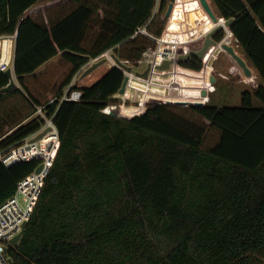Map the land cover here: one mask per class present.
I'll use <instances>...</instances> for the list:
<instances>
[{
    "label": "trees",
    "instance_id": "obj_1",
    "mask_svg": "<svg viewBox=\"0 0 264 264\" xmlns=\"http://www.w3.org/2000/svg\"><path fill=\"white\" fill-rule=\"evenodd\" d=\"M174 1L160 0L156 12L158 0H0V36L16 34L21 85L2 92L10 79L0 71V149L42 128L39 107L59 138L9 249L13 264H264V0H212L234 18L230 30L261 79L239 106L157 103L114 116L104 109L123 84L119 67L73 85L80 100L63 99L91 58L112 50L137 64L155 50ZM41 162L0 163V203Z\"/></svg>",
    "mask_w": 264,
    "mask_h": 264
},
{
    "label": "rangeland",
    "instance_id": "obj_2",
    "mask_svg": "<svg viewBox=\"0 0 264 264\" xmlns=\"http://www.w3.org/2000/svg\"><path fill=\"white\" fill-rule=\"evenodd\" d=\"M209 2L215 13L219 15L215 3L212 0H209ZM171 3H173V9L171 14L167 17L169 21V23L167 22L168 29L165 32L166 35L165 33L163 34V37L165 35L166 38H168L169 40L164 41V39H162L163 37L161 38L162 40L158 41L157 39L158 47L156 48L158 49L164 47L165 51H163V53L161 51H158L159 49L156 51L149 50L143 55L144 58L141 59L139 62H137V64L128 61L130 65L134 66L132 71H128L125 68L121 67L118 64V62L111 57L112 61L108 62L107 59V61L104 62L97 70H94L92 72V76L90 78L88 77V75L82 77L83 71L93 62L103 57L107 58V56H105L106 54L105 53L96 58H91L90 61L76 74V76L73 78L72 83L75 86H79V87L90 85L94 83L96 80H98L109 69L113 67H119L124 71L125 75L129 76V81H128L129 83L126 85L125 92L123 93L117 92L110 98V101L105 109L109 111V109L113 107L118 111V113L120 114L119 116L127 117V118L143 114L148 108H150L151 106L157 103H173V104H184V105L211 103V101L207 96H205L206 100L203 99L200 103H195L194 101H190V99H193L194 98L193 96L195 95L193 93V86H202L203 77L204 78L209 77L211 71V65L209 64H207L205 68L202 67L203 69L201 68V71L195 72L187 68L184 69L183 66L177 65L175 61L174 63H171V66H169V68L159 69L158 70L159 72H155L149 78H145L141 75H137V72L143 73L148 68V66L152 64L151 62H153V64H159L162 59H177L179 55L187 53L186 52L187 48H190V50L194 49L196 43L195 41L197 38L196 36L192 35L193 37L192 36L190 37L189 35L186 36L183 35V37H181L180 35H178V34H182L181 32L179 31H177L178 33L175 32L176 25L179 23L180 19L188 18L190 22H193V20L191 19L192 16L193 18L200 17L201 19L202 17H205L207 19L206 23L209 24L208 27L211 30L218 26H222L221 28H223L226 32L223 43L234 46L240 53L244 54L245 57L247 58L244 50L235 40L233 33L229 31L228 27H225L224 21L223 23H221L222 19H218V21H214L211 15L203 9L200 0H175L174 2ZM169 5L164 10L165 15L169 8ZM159 6H160V0H158L157 6L155 8L156 12L159 10ZM202 21L205 20L202 19ZM202 38L203 37H201L200 39ZM178 46L180 47L177 50L176 48ZM220 51H222V48L220 49L219 45H214L207 52L205 64L212 60L211 57L212 54L219 53ZM223 51L226 50L223 49ZM112 53L113 51H110V54ZM224 55H226V57H224L225 61L227 59H230L232 61V62L230 61V63H233V65H237V70H235L233 73L229 72V65H226L224 63H222V65H217L218 68L224 70L229 76V78L220 77L221 80L226 83V88L228 87L230 81H232L231 83L233 85V88L231 89V93H233L234 96H231L229 100H226L224 106H238L237 104L238 100H242L243 92L246 90H254V88H256L255 86L256 84L254 82L251 83L252 85L250 84L249 82L250 80L248 79H253V75L247 76L243 68L229 53H224ZM154 58H158L160 60L155 59L154 61ZM9 59L11 61L10 65H12L11 51L9 53ZM96 74L98 76H96ZM97 77L98 79H96ZM175 79H177V83H179L182 86H179L174 81ZM244 79H247L248 82H245ZM221 80L220 83H222ZM205 81L209 83L208 79H205ZM207 89L208 88H204L203 90H207ZM200 98H203V96H200ZM255 102L257 103L258 100L255 99ZM240 104L241 103H239V105ZM133 107L135 109H133ZM35 116L38 117V115L36 114ZM40 118L45 120V123L43 124L42 128L39 130L42 131L46 127L50 126L49 123L52 120V118L48 117L46 111L44 110L42 111ZM38 132L30 135L25 140H23L21 142L22 144L20 143V146L25 145V143L28 142L29 139H32V137H34ZM56 133L57 130L55 132L53 129L52 131L48 132L45 135V137L42 139V142H40L41 140L37 141L40 142L38 144L39 149H41L42 152L45 151L43 153L47 152V154L49 155V159H51V155L54 154L55 150H57L56 148L58 144H57ZM34 145L35 143L27 144V147H29L28 149H35L34 152H36V147ZM258 256L264 260V254H258Z\"/></svg>",
    "mask_w": 264,
    "mask_h": 264
},
{
    "label": "built area",
    "instance_id": "obj_3",
    "mask_svg": "<svg viewBox=\"0 0 264 264\" xmlns=\"http://www.w3.org/2000/svg\"><path fill=\"white\" fill-rule=\"evenodd\" d=\"M10 37H11V35L0 36V71H5L8 67H11V65H10L11 61L9 59V53L11 51V60H12V46H11V43L9 42ZM162 37H163V35H162ZM161 38H159L158 41ZM223 40L224 39L219 40L220 42L217 44V45H219L220 49L222 48V50H223V47H222ZM180 41H181V39H180ZM179 47L180 46H178L176 49L178 50ZM156 50H157V48L153 51H156ZM188 50L189 49L187 48L186 52H188ZM110 51H112V50H107L103 54L106 53L105 54V56H106L108 53L110 54ZM206 56H207V54L202 59L204 61V63L206 62ZM155 59L160 60L158 58H154V61H155ZM163 60H165V59H162L160 61V63ZM174 60L176 61L177 65H180V63L177 59H174ZM175 61H173L171 63H174ZM151 63H152L151 70L149 71V76L147 78L152 76L155 72H159L157 65H159L160 63L159 64H153V62H151ZM180 66H182V65H180ZM205 66L206 65H204L203 68H205ZM200 71H201V69H200ZM212 71H213V68H212ZM174 81L177 83V79H175ZM210 82H211V80L209 81V83ZM177 84L179 86H182L179 83H177ZM72 86L73 85L70 84L67 87L65 94L63 96V99L64 100L78 101L82 97V90L80 88H77V87L72 88ZM193 93L195 95L194 96L191 95V96H193L194 98L190 99V101H194L195 103H199L204 99V98H200V96H202V91H196ZM176 100H179V99H176ZM187 101H189V100H187ZM176 102H179V101H176ZM42 111H43V108L39 107L36 115L41 116ZM104 111L107 112V109H104ZM49 125H50V127H52V129L50 131H52L54 129V131L56 132L57 127H56L55 123L53 122V119L50 121ZM56 137H57V140L59 141L58 130L56 133ZM40 142H42V140ZM40 142H37V141L32 142L29 139L28 142L25 143V145L20 146V144H15V145H12V146L7 147V148L0 149V163L5 165L6 167H11L14 164H16L17 162L29 161V160H32L35 158H41L42 159L41 163H43V165H44L43 168L39 172H37L35 169L32 173H30L29 175L22 178L17 183V188H16L15 192L10 197H8L6 200H4L2 203H0V264H11L12 259H11V256L9 254V249H10V247L16 246L12 243V239H13V237H15L18 233H20L23 230V224L25 222L29 221V219L32 215L33 209L35 207V204L37 202V199H38V197L41 193V190L43 188L45 178H46V176L50 170V167L53 163V159H54L55 154H56V152H54V154L51 155V159H49V155L47 154V152L43 153L45 151L42 152L41 149H39L38 144ZM32 143H35L34 146L36 147V152H34L35 149H28L29 147H27V144H32ZM57 148H58V146H57ZM12 264H13V262H12ZM32 264H37V263H32Z\"/></svg>",
    "mask_w": 264,
    "mask_h": 264
},
{
    "label": "water",
    "instance_id": "obj_4",
    "mask_svg": "<svg viewBox=\"0 0 264 264\" xmlns=\"http://www.w3.org/2000/svg\"><path fill=\"white\" fill-rule=\"evenodd\" d=\"M203 9L208 12L212 19L214 21H218V19H222L225 23V27H228L229 31L230 30V25L233 23L234 18H229V19H225L224 17L218 15L217 13H215V11L213 10L209 0H200ZM173 9V3H170L169 8L166 12V16L168 17ZM219 17V18H218ZM222 26H218L214 29H210L208 31V33H206L205 38L203 40H200L198 38H196V44L193 50H189L187 53L181 54L178 56L177 60L179 61V63H181V61H185L187 60L189 57H191L192 55L203 59L205 57V55L207 54L208 50L214 46L217 45L220 41H217L213 38V35L215 34V32H217ZM232 33V32H231ZM226 34V32H225ZM225 38V35L222 39ZM191 39V38H190ZM191 43V42H190ZM193 43V42H192ZM191 45V44H190ZM194 45V44H193ZM223 49H225L237 62L238 64L243 68L245 74L247 76H251L252 75V70H251V63L245 60V58H243L240 54L237 53V51L235 50V47L232 45H227L226 43L222 44ZM112 56L116 59V61L118 62L119 65H123V68H125L128 71H132L133 67L132 65H130V63L126 60H122L119 57H117L114 53H112ZM144 58V56L142 57V59ZM106 61V57H103L95 62H93L90 66H88L82 73V77H85L87 75H89L90 73H92L95 69H97L99 66H101L104 62ZM175 61L174 59H165L163 60L159 65H157L158 69H167L169 68V66L171 65V62ZM128 62V63H127ZM151 65L150 64L148 66V68L143 72V73H139L137 72V75H141L145 78H147L149 76V71L151 70ZM181 65V64H180ZM204 67V66H203ZM5 74L8 76V78L10 79L9 83L4 86L1 91L2 92H11L13 91L16 87H20L21 85L18 81L17 75L15 74V69H14V65L11 67H8L5 70ZM129 81V76L125 75L124 77V81L123 84L121 86V88L119 89V93H123L125 92L126 89V85L128 84ZM107 113L114 115V116H119L120 114L118 113V111L115 108H111L109 109V111H107ZM52 129V127H46L45 129H43L42 131H39L34 137H32V139H30L32 142H36L39 140H42L45 135ZM43 163H41L37 168L36 171L39 172L42 168H43ZM28 222H25L23 224V230L18 233L15 237H13L12 239V243L14 245H18V242L20 241V239L23 236V233L27 227ZM12 264V262H11Z\"/></svg>",
    "mask_w": 264,
    "mask_h": 264
},
{
    "label": "crops",
    "instance_id": "obj_5",
    "mask_svg": "<svg viewBox=\"0 0 264 264\" xmlns=\"http://www.w3.org/2000/svg\"><path fill=\"white\" fill-rule=\"evenodd\" d=\"M191 19L193 20V22H190L188 18L180 19L179 23L176 25L175 32L176 33H178L177 31L181 32L182 34H178L181 37H183V35L184 36L189 35L190 37L192 35H194L198 39H200L201 37L205 38L206 33H208V31L210 30V28L208 27L209 24L206 23L207 19L205 17H202V19L205 20V21H202V19L200 17L199 18L198 17L193 18V16ZM168 23H169V21H168ZM167 29H168V24L166 25L164 33L166 32ZM203 38L200 40H203ZM9 42L11 43V46H12V65L11 66H13L14 65V59H15V53H16V34L11 35V37L9 38ZM235 50L237 51L238 54H240L247 61V58L245 57L244 54L240 53L236 48H235ZM56 59H57V57L53 58L52 60H56ZM250 67L252 70L253 79H248V80H250L249 81L250 84L252 82H254L256 84L255 86L257 87L259 85V83H261V79H260L257 71L255 70V67L252 65ZM185 68H187L189 70H193L195 72L200 71V70H195V69H192L189 67H184V69ZM212 68H213V71H212ZM97 69H95V70H97ZM235 70H237V65H232L229 67V72L233 73ZM91 76H92V73L90 75H88L89 78ZM96 76H98V75L96 74ZM220 77L229 78V76L227 75V73L224 70L218 68L217 65H211V71H210L209 77L208 78L203 77L202 86H193V92L202 91L203 98L206 100L205 96H207L209 98V100L211 101L210 104L216 105V106H224V103H226V100H229L231 98V96H234L233 93H231V89L233 88V85L231 83L232 81H230L228 87L226 88V83L224 81H222ZM96 79H98V77ZM205 79H208V81L211 80V82L207 83L205 81ZM90 80H92V79H90ZM220 80L222 83H220ZM244 81L248 82L247 79H244ZM212 82H214V83H212ZM71 85H74V84L71 83ZM204 88H208V89L203 90ZM239 103H241V100H238V103H237L238 106H239Z\"/></svg>",
    "mask_w": 264,
    "mask_h": 264
},
{
    "label": "flooded vegetation",
    "instance_id": "obj_6",
    "mask_svg": "<svg viewBox=\"0 0 264 264\" xmlns=\"http://www.w3.org/2000/svg\"><path fill=\"white\" fill-rule=\"evenodd\" d=\"M216 33V32H215ZM213 38L215 39V34L213 35ZM216 40V39H215ZM191 46V45H190ZM189 50H190V48H188ZM188 50V51H189ZM228 53V52H226V51H220L219 53H214V54H212V60L210 61V62H207L206 64L204 63V65H207V64H209V65H222V63H224V64H226V65H229V67L230 66H232L233 64L232 63H230V60L229 59H227L226 61L224 60V57H226V55H224V53ZM191 57H193V55L191 56ZM191 57H189V58H191ZM204 62V61H203Z\"/></svg>",
    "mask_w": 264,
    "mask_h": 264
},
{
    "label": "bare ground",
    "instance_id": "obj_7",
    "mask_svg": "<svg viewBox=\"0 0 264 264\" xmlns=\"http://www.w3.org/2000/svg\"><path fill=\"white\" fill-rule=\"evenodd\" d=\"M113 58H114V57H113ZM114 59H115V58H114ZM106 61H107V58H106ZM106 61H105V62H106ZM120 66L123 67V65H120ZM109 70H110V69H109ZM109 70H108V71H109ZM108 71H107V72H108ZM103 75H104V74H103ZM103 75H102V76H103ZM102 76H101V77H102Z\"/></svg>",
    "mask_w": 264,
    "mask_h": 264
}]
</instances>
